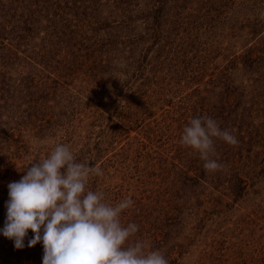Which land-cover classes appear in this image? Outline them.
<instances>
[{
  "label": "trees",
  "instance_id": "16d2710c",
  "mask_svg": "<svg viewBox=\"0 0 264 264\" xmlns=\"http://www.w3.org/2000/svg\"><path fill=\"white\" fill-rule=\"evenodd\" d=\"M235 4L244 5L245 16L213 23ZM260 6L263 0H0V174L6 184L54 148L37 144L67 134L62 125L78 105L68 104L86 92V114L71 131L70 148L78 161L103 170L87 187L109 203L131 197L133 206L120 219L139 225L133 241L176 263L189 251L177 250L183 217H192V208H210L208 197L198 196L210 171L179 142L191 118L212 117L238 140L214 142L212 158L224 165L216 182L228 201L209 211L226 207L227 213L264 181ZM5 219L0 205V226ZM248 232L224 234L233 242L223 244L215 264H264V241L257 249L261 241L254 234L250 242ZM31 237L29 230L21 249L2 237L1 264H42V244L28 247ZM191 237L184 239L188 246ZM216 249L204 244L198 264L214 262Z\"/></svg>",
  "mask_w": 264,
  "mask_h": 264
},
{
  "label": "clouds",
  "instance_id": "9594fccd",
  "mask_svg": "<svg viewBox=\"0 0 264 264\" xmlns=\"http://www.w3.org/2000/svg\"><path fill=\"white\" fill-rule=\"evenodd\" d=\"M217 139L238 143L217 120L199 116L184 126L179 142L199 154L204 169L215 172L224 167L212 158ZM29 165L19 181L7 186L6 219L0 228L16 249L25 246L30 230L27 246L42 244V264H169L159 250L145 251L142 241H133L139 225L121 222L122 212L134 204L131 197L109 203L104 193L87 187L91 176L103 175L102 168L78 161L67 144H56Z\"/></svg>",
  "mask_w": 264,
  "mask_h": 264
},
{
  "label": "rangeland",
  "instance_id": "374dc122",
  "mask_svg": "<svg viewBox=\"0 0 264 264\" xmlns=\"http://www.w3.org/2000/svg\"><path fill=\"white\" fill-rule=\"evenodd\" d=\"M238 1L239 0H233L234 3ZM258 12L259 17L264 19V6H260ZM246 13L247 10L244 5L238 6L235 4L229 8L226 13L219 17L217 20L218 22L213 23L228 25L235 19L245 16ZM222 16L224 17L223 20L221 18ZM223 40L226 41V39ZM81 94L82 95L78 97L77 101H72L68 104L70 107H72V103H77L78 105L76 112L69 114L70 122H66L65 126L62 125V127L68 128L67 134L64 136L63 132H57L55 134L56 139L52 138L50 141H47L43 144L39 143L36 145V147H38V145H42L45 148H48L51 146L54 147L56 144L61 143H69L68 146L70 147L74 137L71 131H78V126L80 124L79 119L82 117V115L86 114V92H82ZM81 121L86 123V118H82ZM20 173L21 171L17 172V176L14 178L13 182L17 180L19 181L22 178V176L20 177ZM217 175L218 174L216 172H210L207 175V183L203 185L201 190H199L200 193L198 196L201 198L208 197L206 204L210 208H207V211L203 210V205L199 206V209L192 208V212L190 214H193V216L183 217V220L181 221V223H183L181 226H184L183 229H181V227L177 228V232L181 233L180 238L182 237V239L178 241L183 244V246L177 250L182 249L183 251V249L189 248L188 253L184 254V256L176 262L177 264H198L199 261L197 258L200 253H202V246L204 244H211L217 248L214 252H212L214 262H210V264H215L222 257L220 250L222 249L223 244L228 246L233 242V240H224L223 235L226 234L237 236L239 230L249 231L248 234L252 233V237H247L250 242H252L254 234L256 235V238H259V241L261 242L259 245H256L257 249L261 247L260 245L264 241V181L262 182V186H259V188L255 189L254 193H250L242 200H239V202L233 205L227 213H224L226 207H223L224 210L217 214L213 211H209L211 210V207L222 206V204H220L222 203L221 201H228L226 198L227 196L222 195L223 192L220 190L221 186H218L216 182ZM7 182L8 181L6 178H2V174H0V197L2 198V203L0 205L4 208V210L6 208L5 204L8 199V187L5 186L8 185L6 184ZM220 191L222 192L221 194ZM164 218L165 217H160V219ZM2 227L3 226H0V228ZM190 236L196 237L193 242L190 241L192 244L188 246V241L184 242V239ZM2 237L3 236L0 235V248L3 247L4 243V239ZM193 237H191V239ZM0 256L2 255L0 254Z\"/></svg>",
  "mask_w": 264,
  "mask_h": 264
}]
</instances>
